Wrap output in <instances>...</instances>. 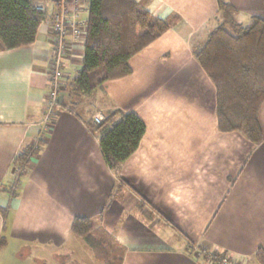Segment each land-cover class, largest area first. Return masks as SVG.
Masks as SVG:
<instances>
[{"label": "crops", "instance_id": "1", "mask_svg": "<svg viewBox=\"0 0 264 264\" xmlns=\"http://www.w3.org/2000/svg\"><path fill=\"white\" fill-rule=\"evenodd\" d=\"M135 1L180 22L130 59L131 74L106 81L80 105L66 91L83 44L70 40L48 131L49 20L32 44L0 50V252L16 246L19 264H99L70 233L81 217L122 246L120 264H209L197 255L201 250L232 264H256L253 254L264 247V101L261 143L219 131L215 87L190 45L192 36L203 42L218 24L217 0ZM226 1L242 25L264 19V0ZM53 10L47 0L48 18ZM87 14L88 6L81 17ZM114 109L145 125L118 177L90 131L96 112ZM40 137L38 154L21 170L14 157Z\"/></svg>", "mask_w": 264, "mask_h": 264}, {"label": "trees", "instance_id": "2", "mask_svg": "<svg viewBox=\"0 0 264 264\" xmlns=\"http://www.w3.org/2000/svg\"><path fill=\"white\" fill-rule=\"evenodd\" d=\"M47 0H0V50L32 44L38 27L47 21L46 11L36 10ZM218 24L203 42L190 39L193 57L215 87V115L221 132H239L259 144L263 140L258 111L264 101V19L254 17L246 25L226 0H217ZM180 22V17L159 18L135 0H88L81 66L67 86L66 94L80 105L106 81L131 74L130 59ZM60 94V93H59ZM108 168L116 177L122 163L137 149L145 132L143 121L121 109L104 112V120L90 125ZM41 144L25 145L14 157L22 170ZM139 206V211L147 217ZM5 227L3 228V231ZM70 233L80 239L99 264H120L122 246L104 228H94L90 218L73 219ZM5 244L0 236V248ZM201 258L218 264L224 254L206 253ZM216 259L209 260V255ZM264 264V247L253 254Z\"/></svg>", "mask_w": 264, "mask_h": 264}, {"label": "built area", "instance_id": "3", "mask_svg": "<svg viewBox=\"0 0 264 264\" xmlns=\"http://www.w3.org/2000/svg\"><path fill=\"white\" fill-rule=\"evenodd\" d=\"M81 0H54L56 5L55 12L48 21L49 32L54 47L53 56L49 67L48 91L44 106V130L48 131L54 114V108L59 102V93L62 82V68L65 53L67 51V40L70 36L71 40L78 42L84 39L86 20L79 19ZM88 5V4H87ZM36 10L45 11L42 4L36 6ZM104 120L101 112H96L92 116L94 125L100 124ZM44 137H40L34 144L43 141ZM198 252L197 255H201ZM216 258L211 254L209 260L214 261ZM218 264H232L225 257L217 259Z\"/></svg>", "mask_w": 264, "mask_h": 264}, {"label": "rangeland", "instance_id": "4", "mask_svg": "<svg viewBox=\"0 0 264 264\" xmlns=\"http://www.w3.org/2000/svg\"><path fill=\"white\" fill-rule=\"evenodd\" d=\"M50 2H51V4L54 6V10H53V12H52V14L55 12V7H56V5H55V3H54V0H50ZM80 11H79V19H81V20H84L85 21V19L84 18H82L81 17V14H82V12L84 11V7H86V6H88L87 4H88V0H81L80 1ZM44 7H45V4L43 5ZM52 14H51V16H52ZM50 16V17H51ZM50 19V18H49ZM48 19V20H49ZM47 20V21H48ZM87 21V20H86ZM216 26V23L215 24H213L212 25V28L213 27H215ZM211 27V23L209 24V28ZM49 35V34H48ZM49 37H50V35H49ZM71 40V38H70V36L68 37V40H67V51H68V48H69V45H70V41ZM72 41V40H71ZM83 41H84V39H82V40H78V42H74V43H81L82 42V44H83ZM67 51H66V53H65V58H64V60L66 59V54H67ZM64 60H63V63H64ZM62 77H63V68H62ZM5 239V238H4ZM1 248H3V247H1ZM16 248V246H12V247H9V249L8 248H6V249H4L3 250V252H0V260L2 261V264H19V261L18 260H21V258H22V253H20V254H18L17 252L15 253V251H13L14 249ZM2 253H4V254H2ZM18 254V255H17ZM65 253H63V255H64ZM68 259H65V260H67L66 262L67 263H72V259L70 258V257H67ZM4 262V263H3ZM73 264V263H72Z\"/></svg>", "mask_w": 264, "mask_h": 264}]
</instances>
